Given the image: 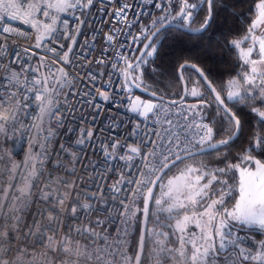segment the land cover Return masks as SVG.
Instances as JSON below:
<instances>
[{"label": "built area", "instance_id": "obj_1", "mask_svg": "<svg viewBox=\"0 0 264 264\" xmlns=\"http://www.w3.org/2000/svg\"><path fill=\"white\" fill-rule=\"evenodd\" d=\"M207 1L0 0V264H133L147 191L208 145L210 119L139 94L129 72Z\"/></svg>", "mask_w": 264, "mask_h": 264}, {"label": "trees", "instance_id": "obj_2", "mask_svg": "<svg viewBox=\"0 0 264 264\" xmlns=\"http://www.w3.org/2000/svg\"><path fill=\"white\" fill-rule=\"evenodd\" d=\"M262 4L264 0H214L213 20L204 33L192 35L177 28L166 29L158 36L143 59L141 72L137 74L140 77L139 83L147 90L168 100H179L182 96V84L178 77L180 66L184 63L199 66L220 92L231 111L239 118L242 130L239 137L229 145L215 152L193 157L202 165L200 169L203 173L211 175L209 176L211 180L205 176L203 184L212 182L209 192L198 201L194 209L184 212L180 208L169 210L167 202L164 204L165 199L159 198V189L157 190L150 215L146 251L141 264H192L191 252L186 254L185 251L190 248L191 241L201 249H205L202 255V258L205 256V260L201 259L198 264L262 263L255 260V255L264 250L263 234L259 231L242 230L226 219L229 209L233 208L237 198L239 186L237 168H253L256 162L264 163V95L251 94L250 90L235 97L229 94L231 83L241 76L245 68L235 43L250 33ZM207 17L208 9L205 4L191 27L201 28ZM141 48L142 46L139 51ZM183 74L189 86L186 101L198 105L208 114L210 135L213 134L214 142L230 138L236 131L234 121L214 100L194 70L186 68ZM218 160H221V165ZM216 196L223 197L225 203L217 205L205 243H203V234L200 235L198 230H195L199 233L198 237L193 236L192 231L191 234L188 231V240H182L177 223L185 216L206 209ZM216 214L218 218L215 237L218 254L214 253L211 242V228ZM140 219L141 215L132 251L133 259L138 243ZM219 221L227 225L228 239L234 241L232 245L226 243L227 249L224 254L221 253L216 236ZM242 232L251 235L246 237ZM246 254L254 255V259L247 261L244 259Z\"/></svg>", "mask_w": 264, "mask_h": 264}, {"label": "rangeland", "instance_id": "obj_3", "mask_svg": "<svg viewBox=\"0 0 264 264\" xmlns=\"http://www.w3.org/2000/svg\"><path fill=\"white\" fill-rule=\"evenodd\" d=\"M208 2V1H207ZM264 4L259 7V17L253 23L254 28H257V25L261 22L263 18ZM142 68L137 69L133 74L135 79L139 82L138 72H141ZM179 71V70H178ZM137 72V73H136ZM181 82V81H180ZM140 84V83H139ZM233 97V96H232ZM135 109H138L139 103L135 104ZM214 143L213 134L210 135L209 143ZM221 160L217 162L220 163ZM184 163L176 165L170 169L163 177L160 182L159 189V198L165 199L164 204L167 202V208L172 209H181L183 212L188 209H194L195 205L198 204V201L202 200L209 192L212 182L203 184V179L205 176L209 178L208 173H203V170L200 169L202 166L199 161L194 160V158H189L183 161ZM207 163V162H205ZM238 170L239 175V186L237 189V198L233 208L230 209L227 213V221H231L233 224L240 227L242 230H257L264 233V163L256 162V165L253 168H243L240 167ZM210 173V172H209ZM206 178V179H207ZM202 179V180H201ZM211 180V177L209 178ZM202 181V183H201ZM224 192V191H223ZM222 195V189H220ZM214 200L209 203L206 209L203 211H198L195 214L183 217L177 224V229L181 233V238L184 241H187L188 231H192V235L195 237L203 234L204 242L208 238L210 223L212 222V216L218 204L225 203L224 198L221 196H216ZM226 199V198H225ZM160 200V199H158ZM220 213V212H219ZM218 213V214H219ZM223 222H218V232L217 240L219 241V247L221 253L226 252L227 244H233L232 239H228L227 236L228 227H226ZM195 230H198L196 232ZM238 234V233H237ZM247 233H243V236ZM236 235V233H234ZM165 239V237H163ZM251 238V237H250ZM202 252V249H200ZM199 252L198 255L201 253ZM203 252L204 249H203ZM203 255V254H202ZM205 260V256L203 257ZM247 261L253 260V256L245 255ZM199 256L195 258L194 263L198 264ZM255 260L258 263L261 261L264 264V250L257 252L255 255ZM260 262V263H261Z\"/></svg>", "mask_w": 264, "mask_h": 264}, {"label": "water", "instance_id": "obj_4", "mask_svg": "<svg viewBox=\"0 0 264 264\" xmlns=\"http://www.w3.org/2000/svg\"><path fill=\"white\" fill-rule=\"evenodd\" d=\"M213 3H214V0H208V2H207L208 17L206 19V22L204 23V25L201 28H193V27H188V26H184V25L180 24L179 20L181 19V16L184 12V8H181V10L179 11V13L177 15V21L176 22L158 28L149 36L147 41L142 45V48L140 49V51H139V53L135 59V62H134L133 66L129 72V81H130L131 85L134 87V89L139 94H141V95H143L149 99L162 100V101L168 102L169 104L176 105V104H179V103L186 101V99L188 97L189 86H188V83L184 77L183 71L186 68L192 69L199 75L201 80L204 82V84L206 85V87L210 91L211 95L213 96L214 100L224 110V112L234 121V123L236 125V131L230 138H228L226 140H222V141H218V142L208 144L207 146H205L204 148H202L200 150L186 154V155L170 162L166 166H164L161 169V171L158 173V175L154 179L153 183L151 184V186H150L149 190L147 191V193L144 197V200H143L138 243H137V248H136V254H135V257L133 259V264H141L143 261L144 254L146 251V242H147V235H148V229H149V224H150V215H151V210H152V204H153L154 197L156 195L158 186H159L160 182L162 181L163 177L165 176V174L170 169H172L173 167H175L176 165H178L179 163L183 162L186 159L196 157V156H200V155H204V154L211 153V152H215V151L229 145L230 143L234 142L239 137L241 130H242V123L239 120V118L231 111V109L228 107L226 101L224 100V98L222 97L220 92L217 90V88L213 85V83L209 80L207 75L204 73V71L199 66L191 64V63H184L183 65L180 66L179 71H178V77H179L181 84H182V96L179 100H168V99H165V98L147 90L141 84H139V82L135 79V77L133 75V68L135 66H137L140 62L143 61L147 52L149 51V49L154 44L155 40L166 29L177 28L179 30H182V31H184L188 34H192V35H199V34L204 33L210 27L211 22L213 20V15H214ZM224 216H225V214H224ZM217 218H218V214L215 215L214 221H213V226L211 228V242H212V247H213V251L215 254H218L217 253V242H216V237H215V225H216ZM256 232H258V231H256Z\"/></svg>", "mask_w": 264, "mask_h": 264}, {"label": "crops", "instance_id": "obj_5", "mask_svg": "<svg viewBox=\"0 0 264 264\" xmlns=\"http://www.w3.org/2000/svg\"><path fill=\"white\" fill-rule=\"evenodd\" d=\"M262 12L264 15V10ZM260 21L257 28L252 26L247 37L235 43L245 63V68L241 76L231 83L230 96H239L241 93L246 92V90H250L251 94L258 93L264 95V16ZM158 189H160V186H158ZM189 243H191V246L185 251L186 254L191 252L190 261L192 264H195V258L199 256V260L196 261L203 259L202 254L204 255V252L203 249L201 252V248L198 245L196 246L193 241ZM198 251H200V255H198Z\"/></svg>", "mask_w": 264, "mask_h": 264}, {"label": "flooded vegetation", "instance_id": "obj_6", "mask_svg": "<svg viewBox=\"0 0 264 264\" xmlns=\"http://www.w3.org/2000/svg\"><path fill=\"white\" fill-rule=\"evenodd\" d=\"M236 228V227H235ZM249 232H256L257 230H248ZM260 233L263 234V237H264V233L260 231ZM250 264H254V263H250ZM262 264V263H261Z\"/></svg>", "mask_w": 264, "mask_h": 264}]
</instances>
